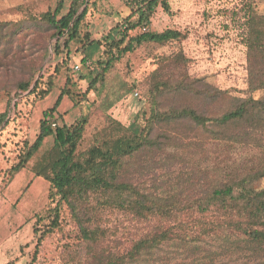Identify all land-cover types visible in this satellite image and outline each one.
I'll list each match as a JSON object with an SVG mask.
<instances>
[{
  "label": "trees",
  "instance_id": "trees-1",
  "mask_svg": "<svg viewBox=\"0 0 264 264\" xmlns=\"http://www.w3.org/2000/svg\"><path fill=\"white\" fill-rule=\"evenodd\" d=\"M63 1L37 17L0 22V66L17 52L26 51L29 57L22 70L28 78L0 81V93L7 101L6 110L0 112V133L21 105L45 99L56 78L61 73L66 76L55 103L40 120L37 137L31 144L23 142L7 172L10 181L28 168L49 184L47 208L35 215L31 261L45 237L59 228L63 205L76 228L75 244L67 245L63 253L66 264H148L165 252V245L199 254L207 251L203 237L218 238L217 257L229 258L231 264L264 261V187L260 185L264 160L239 162L230 151L214 154L204 141L194 138L199 128L209 127L215 141L263 151L264 119L256 111L264 108V101L233 97L223 114L212 117L210 110L225 92L192 78L182 55L159 56L158 68H168L150 82L145 94L153 108L151 117L142 111L138 131L124 129L104 146L95 145L81 154L78 147L87 119L70 127L55 117L65 97L76 101L70 90L72 57L81 55V67L76 66L87 72L79 80H89L90 91L103 85L107 73L127 55L167 46L185 35L174 29H150L158 7L169 11L167 0H122L125 13L112 28L113 38L100 40L93 38L89 15L91 9H99L101 0H70L65 10ZM245 1L249 4L243 38L247 93H253L264 89V30L253 25L258 17L254 0ZM94 44L103 49L95 63L85 55ZM51 55L49 64H55L49 70L44 63ZM41 70L43 75L30 90ZM107 123L106 130L114 133L112 127L118 123L113 119ZM49 138L52 144L46 147Z\"/></svg>",
  "mask_w": 264,
  "mask_h": 264
},
{
  "label": "rangeland",
  "instance_id": "rangeland-1",
  "mask_svg": "<svg viewBox=\"0 0 264 264\" xmlns=\"http://www.w3.org/2000/svg\"><path fill=\"white\" fill-rule=\"evenodd\" d=\"M69 1H63L64 10ZM167 1L169 11L158 7L152 17L150 29L155 32L174 29L185 35L183 40L164 47L141 48L127 55L107 73L103 85L98 84L90 91L87 90L89 80H79L87 70L74 69L76 65L81 67V55L76 54L72 57L69 72L74 76V85L70 90L76 101L65 97V104L60 105L57 120L71 127L83 118L87 119L84 138L78 147V152L81 154L95 145L104 146L113 138L112 135L122 133L124 129L138 131L142 125L140 116L142 111L147 113V118L151 117L153 108L145 94L150 82L160 77L168 68L167 65L158 68L155 60L159 56L182 55L187 60L186 69L192 78L202 79L225 92L224 97L210 110L212 117L223 114L233 97H252L264 101V89L247 93L246 47L243 38L246 33L248 2L245 0ZM57 2L58 0H0V22L37 17L48 10L53 11ZM252 5L258 13V17L253 19V25L264 30V0H254ZM124 13L125 6L122 0H101L99 9H91L89 15L93 38L99 40L113 38L115 30L112 28L122 20ZM102 50L94 44L87 47L85 55L89 61L95 63L96 59L102 56ZM26 54V51H21L5 59L0 66V81L29 77V73L22 71L23 64L29 63ZM52 60L51 55L44 63L46 67L50 66L49 70L55 64V62L49 64ZM42 75V70L35 75L30 90ZM65 77V73H61L56 78L53 90L45 99L21 105L16 114L8 117L11 120L8 128L0 133V218L10 217L9 220L14 221L15 230L8 234V241L3 244L4 248L7 246L12 251L9 256L12 258L11 264H66L63 253L69 245L76 242L75 224L68 214L67 207L63 205L59 228L45 237L34 260L31 261L36 245L33 234L35 215L41 214L47 208L49 184L45 181V187L28 191L30 185H21L19 179L13 182L17 174L10 181L7 176L8 170L17 161L23 142L27 141L31 144L37 137L40 120L44 112L52 108L55 103L65 84ZM135 90L139 93L136 97ZM26 94L27 92L21 94L20 98ZM14 102L15 100L12 101L11 108ZM6 107L7 101L0 93V112L5 111ZM256 116L264 119V108L257 110ZM109 119L118 123V126L112 127L114 133L106 130ZM213 135L209 127H202L197 130L194 138L204 141L206 148L214 154L223 150L230 151L240 159L239 162L241 159L251 158L264 160V150L257 151L250 146L215 141L212 139ZM51 144L52 138H49L46 147H50ZM25 170L31 173L28 168ZM260 185L264 187V179ZM3 239L0 237V241ZM203 239L207 248L205 252L198 254L193 251L189 255L172 245H165V252H161L155 261L151 260L148 264L233 263L229 258L217 257L221 245L218 238L203 237ZM258 264H264V261Z\"/></svg>",
  "mask_w": 264,
  "mask_h": 264
},
{
  "label": "crops",
  "instance_id": "crops-1",
  "mask_svg": "<svg viewBox=\"0 0 264 264\" xmlns=\"http://www.w3.org/2000/svg\"><path fill=\"white\" fill-rule=\"evenodd\" d=\"M63 104H65V99H63L61 102V105H63ZM60 108H61V106L57 109L55 117H59ZM64 113H66V111ZM16 179H19L21 181V185L24 184L23 186L30 185L28 188V191H35L37 188H42V187H45V185H46L45 184L46 182L43 179L35 178L32 173L27 172L25 169L21 170L20 172L17 173L13 182ZM9 218L10 217H7L5 219L0 218V228H2V229H0V237L4 238L2 241H0V264H7L10 262V260H12V258L9 257L10 254H12L11 249H8V247L6 245H5L6 248L3 247V244L8 241V234L11 233V231L14 232V230H15L14 229V221L9 220Z\"/></svg>",
  "mask_w": 264,
  "mask_h": 264
},
{
  "label": "built area",
  "instance_id": "built-area-1",
  "mask_svg": "<svg viewBox=\"0 0 264 264\" xmlns=\"http://www.w3.org/2000/svg\"><path fill=\"white\" fill-rule=\"evenodd\" d=\"M123 29L125 30V27H123ZM123 29H122V30H123ZM143 30H146V28H143ZM87 65H90V62H87ZM74 69H75L76 71H78V70H79V67L76 66ZM138 95H139L138 91L135 90V92H134V96L136 97V96H138Z\"/></svg>",
  "mask_w": 264,
  "mask_h": 264
}]
</instances>
